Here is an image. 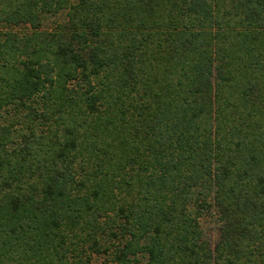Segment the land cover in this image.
Instances as JSON below:
<instances>
[{
    "label": "trees",
    "instance_id": "trees-1",
    "mask_svg": "<svg viewBox=\"0 0 264 264\" xmlns=\"http://www.w3.org/2000/svg\"><path fill=\"white\" fill-rule=\"evenodd\" d=\"M95 257L264 264V0H0V264Z\"/></svg>",
    "mask_w": 264,
    "mask_h": 264
},
{
    "label": "rangeland",
    "instance_id": "rangeland-1",
    "mask_svg": "<svg viewBox=\"0 0 264 264\" xmlns=\"http://www.w3.org/2000/svg\"><path fill=\"white\" fill-rule=\"evenodd\" d=\"M54 19V17L49 18L50 21ZM50 21L48 23H51ZM200 225L203 231V239L208 243L209 247L213 249L214 244L219 238V229L216 218L214 216L202 217L200 219ZM102 259V257H95L94 264H100Z\"/></svg>",
    "mask_w": 264,
    "mask_h": 264
}]
</instances>
